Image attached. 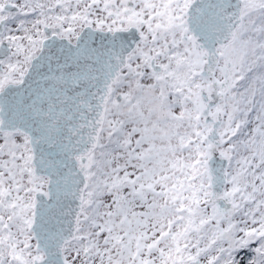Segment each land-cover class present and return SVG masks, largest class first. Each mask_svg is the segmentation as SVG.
Returning <instances> with one entry per match:
<instances>
[{
    "label": "snow or ice",
    "instance_id": "6c2138e0",
    "mask_svg": "<svg viewBox=\"0 0 264 264\" xmlns=\"http://www.w3.org/2000/svg\"><path fill=\"white\" fill-rule=\"evenodd\" d=\"M0 264H264V0H0Z\"/></svg>",
    "mask_w": 264,
    "mask_h": 264
}]
</instances>
